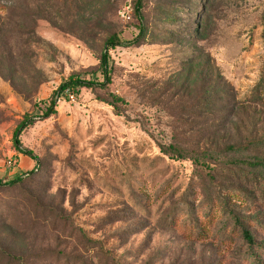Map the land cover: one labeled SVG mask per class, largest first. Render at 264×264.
<instances>
[{"label": "rangeland", "instance_id": "obj_1", "mask_svg": "<svg viewBox=\"0 0 264 264\" xmlns=\"http://www.w3.org/2000/svg\"><path fill=\"white\" fill-rule=\"evenodd\" d=\"M22 1L52 21H35L28 38L14 17L0 42V181L29 174L0 188V251L29 264H240L237 241L191 240L162 221L185 194L195 206L217 188L263 235L264 171L249 162L264 107L235 103L261 76L264 0H140L142 21L137 0ZM113 32L139 42L108 49L111 83L65 92L42 118L70 76L103 80ZM27 117L19 140L37 160L14 148Z\"/></svg>", "mask_w": 264, "mask_h": 264}, {"label": "trees", "instance_id": "obj_2", "mask_svg": "<svg viewBox=\"0 0 264 264\" xmlns=\"http://www.w3.org/2000/svg\"><path fill=\"white\" fill-rule=\"evenodd\" d=\"M59 1V0H54ZM65 3L68 0H63ZM77 7V4H76ZM136 12H140V21L143 20L141 15V2L137 0L135 3ZM57 10V9H56ZM58 11V10H57ZM17 18L22 22L24 20L28 23L24 25H16L22 27L21 34L27 35L28 38H35V21L44 19L51 20L52 17L48 15L45 8L35 5L32 7V3H27L22 0H0V42L4 41L7 44L8 40L14 36L12 31L13 19ZM102 16L99 15V23H102ZM139 17V18H140ZM56 24V23H55ZM138 38L135 41L124 40L119 33L113 32L109 33L104 40V46L107 47L106 51H102L99 61V70L103 76V80L97 78L93 79H83L79 76H70L66 81H64L59 88L51 94L47 99V105L41 117H47L51 113L55 112V107L57 105V100L69 90H77L85 87L90 89H95L96 87L104 88L111 83V66L109 65L108 49L113 48L118 45L123 44H137ZM219 95L226 98L227 93L225 90L220 89ZM105 101L108 102L114 108H119V105L123 102V99L113 93L106 95ZM251 100H236V105H239V109L246 108V102H255L260 106L264 107V63L261 71V76L257 84L252 89V94L250 96ZM235 102V101H234ZM32 122V117H27L17 129L14 131L13 142L14 148L17 152L22 155L28 156L33 160H37V157L33 153L22 146L19 140L20 130L27 127ZM252 147L254 148L253 159L255 161L249 162L251 166L258 167L264 171V136L261 138H256L251 141ZM176 156H185L181 148L169 145V147ZM162 152H168L163 147L160 148ZM195 155V154H194ZM197 156V155H195ZM194 158V157H193ZM199 159V158H198ZM194 158L196 164L203 165V163ZM29 174H25L27 177ZM24 177H17L10 181H0V188L15 189L24 180ZM262 187L260 189V200L264 202V182L261 183ZM216 192V190H214ZM215 192V196L205 198L199 205H195L194 199H189V194H185L183 198L180 199L179 203L174 209H171L166 213L163 219V224L166 228L170 230H181L182 233L191 240L204 239L212 236L213 238L224 240L231 245L233 242L237 241L238 244L235 246L233 255L241 259L243 264H264V226L258 222L257 228L262 229L263 235L259 236L255 228H251L249 224L244 222L242 217H239L235 211L229 208L227 203V198L219 195ZM235 192V191H233ZM192 200V201H191ZM242 200L249 201L250 194L243 195ZM60 220H64V216L59 214ZM213 230L216 232L214 235H210ZM260 232V231H259ZM0 264H29L25 258L20 255L10 254L5 251H0ZM106 256V255H104ZM240 263V264H241Z\"/></svg>", "mask_w": 264, "mask_h": 264}]
</instances>
